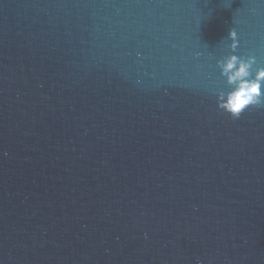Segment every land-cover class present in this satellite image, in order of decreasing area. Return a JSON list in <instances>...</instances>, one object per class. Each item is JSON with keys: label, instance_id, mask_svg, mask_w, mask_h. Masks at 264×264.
I'll return each mask as SVG.
<instances>
[{"label": "water", "instance_id": "1", "mask_svg": "<svg viewBox=\"0 0 264 264\" xmlns=\"http://www.w3.org/2000/svg\"><path fill=\"white\" fill-rule=\"evenodd\" d=\"M230 54L264 65V0H0V264H264Z\"/></svg>", "mask_w": 264, "mask_h": 264}, {"label": "clouds", "instance_id": "2", "mask_svg": "<svg viewBox=\"0 0 264 264\" xmlns=\"http://www.w3.org/2000/svg\"><path fill=\"white\" fill-rule=\"evenodd\" d=\"M232 53L238 47L237 32L231 29L228 34ZM216 68L223 78L226 90L216 93L217 107L237 119L241 113L253 105L264 104V65H259L252 55H226L216 60Z\"/></svg>", "mask_w": 264, "mask_h": 264}]
</instances>
